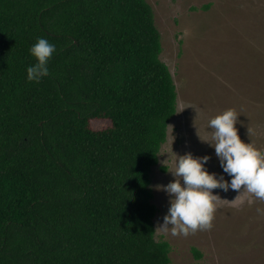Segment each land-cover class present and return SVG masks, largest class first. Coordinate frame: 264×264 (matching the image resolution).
<instances>
[{
    "label": "trees",
    "instance_id": "obj_1",
    "mask_svg": "<svg viewBox=\"0 0 264 264\" xmlns=\"http://www.w3.org/2000/svg\"><path fill=\"white\" fill-rule=\"evenodd\" d=\"M38 37L56 52L27 82ZM161 50L147 0H0V264H170L149 188L177 110Z\"/></svg>",
    "mask_w": 264,
    "mask_h": 264
},
{
    "label": "rangeland",
    "instance_id": "obj_2",
    "mask_svg": "<svg viewBox=\"0 0 264 264\" xmlns=\"http://www.w3.org/2000/svg\"><path fill=\"white\" fill-rule=\"evenodd\" d=\"M147 2L160 34V60L177 94L176 114L150 174L156 229L169 206L157 186L173 179V153L207 155V170L222 174L214 149L202 142L211 117L234 109L239 138L264 152V0ZM242 190H211L220 199L209 230L187 237L155 231L157 241L169 244L170 264H264V201Z\"/></svg>",
    "mask_w": 264,
    "mask_h": 264
},
{
    "label": "clouds",
    "instance_id": "obj_3",
    "mask_svg": "<svg viewBox=\"0 0 264 264\" xmlns=\"http://www.w3.org/2000/svg\"><path fill=\"white\" fill-rule=\"evenodd\" d=\"M28 52L35 63L26 66L25 78L27 82L38 83L49 75L47 64L56 52V46L48 39L38 37ZM236 123L235 110L225 109L208 120L207 129L211 131H205L208 140L202 141L214 149L222 174L207 170L210 159L207 155L193 157L191 153L179 156L173 153L175 171L170 172L173 179L166 185L157 186V190L168 195L169 206L155 231L187 237L197 230L211 229L215 201L220 199L212 193L213 189L227 192L229 189L240 190L243 186L242 191L264 201V152L252 143L242 142L234 127ZM224 174L229 177L227 181Z\"/></svg>",
    "mask_w": 264,
    "mask_h": 264
}]
</instances>
